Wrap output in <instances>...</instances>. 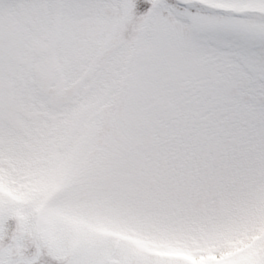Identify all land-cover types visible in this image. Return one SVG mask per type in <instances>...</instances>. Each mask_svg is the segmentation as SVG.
<instances>
[{"label":"snow or ice","instance_id":"6c2138e0","mask_svg":"<svg viewBox=\"0 0 264 264\" xmlns=\"http://www.w3.org/2000/svg\"><path fill=\"white\" fill-rule=\"evenodd\" d=\"M0 264H264V0H0Z\"/></svg>","mask_w":264,"mask_h":264},{"label":"rangeland","instance_id":"374dc122","mask_svg":"<svg viewBox=\"0 0 264 264\" xmlns=\"http://www.w3.org/2000/svg\"><path fill=\"white\" fill-rule=\"evenodd\" d=\"M148 7H149V5H147V4H143V3H142V4L140 5L139 10H140V11H145V10H147Z\"/></svg>","mask_w":264,"mask_h":264}]
</instances>
